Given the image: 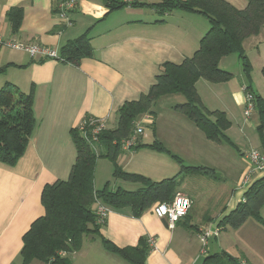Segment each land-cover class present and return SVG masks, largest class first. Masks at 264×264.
<instances>
[{"label": "crops", "instance_id": "obj_1", "mask_svg": "<svg viewBox=\"0 0 264 264\" xmlns=\"http://www.w3.org/2000/svg\"><path fill=\"white\" fill-rule=\"evenodd\" d=\"M58 1L0 0V87L9 83L25 92L33 87L35 117V127L24 153L12 166L0 163V264L21 262L22 235L34 219L44 214L40 201L43 186L68 178L76 158L70 130L85 117L103 119L106 127L114 126L118 107L148 91L161 63L179 64L191 56L208 29L206 18L198 13L173 10L159 14L147 5L130 6L132 2L150 4L161 0H122L127 4L114 10H109L107 0H77L68 13L70 23L65 24L57 15ZM225 1L237 9H243L247 3ZM17 6L22 8V18L18 30L13 32L6 12ZM84 32H88L93 53L82 58L77 66L51 58H32L24 50L3 44L5 40L37 43L58 52L66 41ZM259 34L256 42L264 45V28ZM229 56L232 54L220 59V68ZM243 86L246 84L239 82L233 73L225 82L198 79L195 83L204 106L223 111L230 120L225 134L236 145L230 147L231 151L224 147L227 143L207 139L191 120L172 109L173 104L183 102L184 98L171 96L180 94L160 98L154 105L157 106L154 114H144L135 122H140L143 128L142 143L159 140L183 164L209 167L213 174L183 176L178 192L191 200V206L173 228L154 213L153 203L139 217L132 216L128 209L111 210L99 228L100 235L118 247L136 246L141 237H153L144 264H203L205 258L222 253L234 257L239 264H264V204L260 208L263 222L249 217L238 228L219 226V221L242 200L246 189L264 175V172L248 175L245 159L249 149L264 153V147L259 149L258 143L252 141L241 151L235 140L236 133L242 137L245 130L255 128L258 123L257 116L255 123L250 120L252 113L247 117L242 114ZM233 150L238 152V159ZM195 158L200 162H195ZM100 159L108 160L97 159L94 187L98 183L101 188L106 182L111 189L133 190L139 186L113 178L109 160L105 165L107 176L98 178L103 164ZM117 163L125 172L152 181L171 178L180 171L179 163L168 153L149 147L123 149ZM233 165L240 167L237 178L233 182L231 176H226L231 178L228 186L225 185V197L217 200L214 207L209 201H199V193L187 186L190 176H201L202 182V178L210 180L220 170L216 179H221L233 170ZM206 227L217 228L218 233L208 239L202 254L198 234ZM70 257L73 264H130L107 252L96 235L83 237L81 248ZM209 260L206 264H232L223 256ZM29 264L45 263L32 260Z\"/></svg>", "mask_w": 264, "mask_h": 264}, {"label": "trees", "instance_id": "obj_2", "mask_svg": "<svg viewBox=\"0 0 264 264\" xmlns=\"http://www.w3.org/2000/svg\"><path fill=\"white\" fill-rule=\"evenodd\" d=\"M246 1L243 9H237L225 0H161L150 4L130 3L133 7L147 5L159 14L173 10L201 14L208 22V29L191 56L179 64L169 61L161 63L155 82L148 91L137 99L125 101L120 105L116 112L115 125L102 129L96 140L90 138V127H86L84 132L78 127L70 130L76 150L75 162L66 180L58 179L43 186L40 201L44 214L34 219L23 233L19 264H29L32 260L45 264H73L70 255L81 248L83 237L87 235L98 236L107 252L121 257L128 263L144 264L145 254L152 248L147 237H141L136 246L114 245L99 234L102 224L96 222L93 205L99 200L113 211L128 209L132 216L139 217L153 203L170 201L178 192L184 175L213 174L209 167L183 164L182 160L167 150L159 140L142 143L140 135L136 136L135 144L128 149L149 147L166 152L179 163V173L171 178L152 181L143 175L125 172L117 163V157L124 149L123 141L134 134L135 122L144 114H154V105L164 96L182 95L184 101L173 104V110L191 120L207 139L217 143L222 141L236 148L225 134V130L231 124L230 120L223 111L210 110L204 106L195 83L198 79L212 83L230 80L232 73L219 67L220 59L229 54H236L241 62L243 76L249 80L251 66L244 52L243 41L251 35L259 34L264 28V0ZM106 2L109 10L127 4L122 0ZM6 17L11 30L16 32L22 18V8L20 6L9 8ZM92 53L88 32H84L66 41L59 48L58 57L64 63L77 66L82 58L91 57ZM245 88L254 96V109L258 118L256 129L262 136L264 97L254 93L249 84H246ZM33 99V87L27 92L9 83L0 87V163L4 165H14L27 148L35 127ZM99 158L111 162L113 178L138 183L139 186L133 190L121 187L111 189L106 182L104 186L96 189L94 171ZM263 204L264 175L246 189L242 200L219 221V226L238 228L249 217L263 222L260 217V208ZM217 256L225 257L232 264H239L237 259L225 253L205 258L203 264Z\"/></svg>", "mask_w": 264, "mask_h": 264}, {"label": "built area", "instance_id": "obj_3", "mask_svg": "<svg viewBox=\"0 0 264 264\" xmlns=\"http://www.w3.org/2000/svg\"><path fill=\"white\" fill-rule=\"evenodd\" d=\"M76 1L77 0L58 1L57 15L60 17V19H62V21L65 22V24L70 23L68 13L71 9L74 8ZM3 44L8 48L24 50L32 58H51L61 61V59L58 57L57 50L48 46L40 45L37 43L25 44L14 40H5ZM243 89L245 91L243 113L247 117L254 110V96L251 92L246 91L245 86H243ZM77 127L83 132L85 131L86 127H90V138L92 140H96L98 133L106 127V123L103 119L88 117L87 119H82L77 125ZM142 131L143 128L140 122L135 123L134 134L130 138L123 141V148L128 149L130 148V146H133L136 141V136L140 135ZM245 159L247 160L249 165L248 175L252 173L264 172V153L262 151L256 148H251L245 153ZM190 206L191 200L183 193L176 192L170 201L155 203L153 211L157 216L166 219L167 226L169 228H173L176 221H178L187 214V211ZM94 211L96 222L98 224H103L105 222L107 214L111 211V209L99 200H96L94 203ZM217 233V228L212 229L210 227H206L200 230L198 236L202 245V249L200 251L202 254L205 253V246L207 244L208 239L212 236H216ZM147 240L148 243L152 246L154 238L147 237ZM59 254L62 255L63 252H59Z\"/></svg>", "mask_w": 264, "mask_h": 264}, {"label": "rangeland", "instance_id": "obj_4", "mask_svg": "<svg viewBox=\"0 0 264 264\" xmlns=\"http://www.w3.org/2000/svg\"><path fill=\"white\" fill-rule=\"evenodd\" d=\"M258 35V34H257ZM257 35H251L244 39V52L249 60L250 63V74H249V80L246 79L242 74L239 75V72H242V66L241 62L238 59V57L235 54H232V56H229L228 58H225L222 63V69L227 70L231 73L234 74L235 78L239 82H244L246 84H249L252 88L253 91L256 92L258 95H264V45H258V40L259 36ZM259 52V53H258ZM236 59V61L234 60ZM224 64V66H223ZM240 72V73H241ZM262 93V94H261ZM171 97H177L179 99H182V95H175ZM157 106L153 107V110L156 109ZM244 109V108H243ZM155 111V110H154ZM242 111V110H241ZM237 114L240 116L239 112ZM243 114V112H242ZM243 116H245L243 114ZM257 112L255 109L252 111V115L250 116V120L255 123L257 121ZM237 126V125H236ZM235 132H237L235 128ZM260 132L255 128H248L245 130L244 136H246V139H244V136L240 137L235 134V140H237V143L239 145L240 150H245L248 146H250L251 142H257L260 147H264V133L262 136L259 134ZM226 145V144H224ZM236 146V145H235ZM227 149H230L231 151L232 146L226 145L224 146ZM231 147V148H230ZM238 149V148H237ZM232 153H235L237 155V159L239 158L238 152H235L234 150ZM236 157V156H235ZM198 159L195 158V162H200L197 161ZM100 162L103 163L102 166L99 167V172H98V178H101L103 176H107L105 174V165L109 164L108 160H102L100 159ZM108 163V164H107ZM240 167H237V165H233V170L230 171L229 173H226L224 176L221 177V179H216L218 178L217 175L220 173V170H217L214 172V177L211 178L210 180H206L202 178L201 182V176H190V182L187 184L190 190H195V192L199 193V201H209V204H211L213 207L216 206L215 204L217 203V200L223 199L225 197V187L228 186L229 179L232 177L233 182H235V179L237 178V175L239 173ZM231 176L230 178L226 176ZM110 177V175H108ZM232 180V179H231ZM226 181V182H225ZM226 185V186H225ZM101 186V185H100ZM95 187L98 188V183H95ZM202 257L198 260V263H201Z\"/></svg>", "mask_w": 264, "mask_h": 264}]
</instances>
